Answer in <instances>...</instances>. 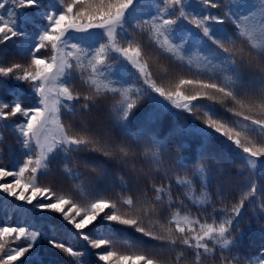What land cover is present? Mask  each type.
I'll list each match as a JSON object with an SVG mask.
<instances>
[{
    "label": "snow or ice",
    "instance_id": "snow-or-ice-1",
    "mask_svg": "<svg viewBox=\"0 0 264 264\" xmlns=\"http://www.w3.org/2000/svg\"><path fill=\"white\" fill-rule=\"evenodd\" d=\"M261 176L264 0H0V264H264Z\"/></svg>",
    "mask_w": 264,
    "mask_h": 264
},
{
    "label": "trees",
    "instance_id": "trees-1",
    "mask_svg": "<svg viewBox=\"0 0 264 264\" xmlns=\"http://www.w3.org/2000/svg\"><path fill=\"white\" fill-rule=\"evenodd\" d=\"M45 2H47V0H45ZM215 11V10H213ZM226 27L231 31L233 26L228 24L226 25ZM40 55L42 56H47L49 55L48 53H46V50H41V53ZM7 56H13V57H21V55L19 54H15L14 52H9V54ZM26 60H28L29 58L26 57V56H23ZM77 86L83 91V87L79 84V82H77ZM19 87H21L23 90H24V93L23 95L20 96V100L21 102L25 105V106H31L32 103H34V99L33 97H31L28 93V89L26 90L22 85H19ZM27 97L26 99L24 97ZM6 101L8 102H12L13 100V97L11 95H4L3 97ZM25 99V102L23 101ZM105 114L107 115V117L109 116V110L107 107H105ZM14 120H16L17 118H13ZM6 135V138H7V143L5 145V148H4V160H3V163L5 165H9L10 166V161H13V160H16V159H20L22 158L21 157V150H20V147L19 145L17 144L15 138H14V135L10 132H6L5 133ZM8 145H11V150H9L8 148ZM196 162V161H195ZM227 166H229V164H225V168H227ZM228 170V169H227ZM231 175L233 176V181H232V186L227 189L226 191H228V196L227 198L224 200V203L225 204H229L230 201H234L236 198H238L239 196V191L235 188V183H236V179L238 180L239 178L236 177L235 175V171H230ZM12 178L9 177V178H6L5 182H10ZM63 179V178H62ZM64 180V179H63ZM66 181V185H68V183H70L69 181L65 180ZM262 184H264V179H262L261 181ZM213 187H215V181L213 183ZM215 203L217 206L220 205V200L217 199L215 196L213 197ZM3 200V194H0V202H2ZM187 203V201H185ZM14 203H17L13 200V198H8V206L9 208H11L12 204ZM19 203H22V202H19ZM230 206V205H229ZM189 207H192L190 204H189ZM192 211L195 213L196 212V209L193 207L192 208ZM209 211H211V208H209ZM7 216V213L3 212V211H0V225H2L4 222H5V218ZM18 216L13 214L10 218V223L12 224H15L17 221H18ZM251 223V230L256 232V234L258 236H262L264 238V232L260 231L257 227V221L256 219H254L253 217V213L249 210H247V205L245 206V211H244V214L242 215L241 217V227L244 229V236H243V239H242V242L240 244V247H239V252L244 254V251L246 250V248L248 247L247 244H245V241L243 240H246L247 238H249V228H248V224ZM87 231V229H86ZM129 232H131V230H129ZM61 234V235H60ZM63 234L62 233H58L57 235V238L58 239H64V235L62 236ZM254 235V234H251V236ZM73 242H75L76 244L79 245V249L81 248V246L83 245L82 241H77L75 239H72ZM256 248L254 251L251 252V254H244V255H258L259 252L264 249V240L263 241H259V240H256ZM21 246H23L21 244ZM44 248H46L48 251H47V254H49L50 252H52V249L51 248H48L47 245L45 244L43 246ZM259 248V250H258ZM56 250V249H55ZM258 250V251H257ZM58 251V250H56ZM92 252H95L97 250H90ZM88 259L92 260V258H95L94 256L92 257H87ZM16 264H20L19 261L16 262Z\"/></svg>",
    "mask_w": 264,
    "mask_h": 264
},
{
    "label": "rangeland",
    "instance_id": "rangeland-1",
    "mask_svg": "<svg viewBox=\"0 0 264 264\" xmlns=\"http://www.w3.org/2000/svg\"><path fill=\"white\" fill-rule=\"evenodd\" d=\"M46 51H47V50H46ZM47 53H49V52L47 51ZM10 62L27 63L28 60H26L23 56H21V57L7 56L6 59H5V64H8V63H10ZM21 85H22L26 90L28 89L26 84H21ZM77 87H78V86H77ZM78 88H79V87H78ZM80 90H81V89H80ZM81 91H82V90H81ZM24 98L26 99L27 97L25 96ZM25 99L23 100L24 102H25ZM93 118H96L97 121H98L99 123H101V124H106V123L108 122V117H107V115L105 114V106H101V108H100L99 110H95V109H94V110H93V116H92V117H89V119H93ZM65 119L67 120L68 118L65 117ZM192 158H193V157H192ZM192 164H194V162H192ZM226 169H231V170H233L234 168H232V167L229 165V166H227ZM57 178L60 179V180L62 181L63 184L66 183V181L63 180L61 177L57 176ZM262 179H264V176H261V178H260V183H261ZM236 180H237V179H236ZM236 180H235V181H236ZM251 234H254V235L250 236ZM138 235H139V234H138ZM249 236H250L249 238H247L246 240H243V241H245V244L248 245V247H247L246 250L244 251V254H249V253L251 254V252L254 251L255 248H256V244H257V243H255L256 240H263V237L258 236V235L256 234V232H254V231H252V230H249ZM71 245H72L74 248L79 249L78 246H76L75 244H71ZM45 249H46V248H45ZM46 251H48V250L46 249ZM44 258H45L46 264H48L49 259H51V260H55V259L57 260V259H59L61 262L66 263V264H69V261L65 258L64 254H62L59 250L56 251L55 249H52V252H50L49 254H46ZM86 259H88V258L86 257ZM93 260H94V261H93ZM92 261H93L94 264H96V259H95V258H92ZM99 264H102V263L99 262Z\"/></svg>",
    "mask_w": 264,
    "mask_h": 264
}]
</instances>
